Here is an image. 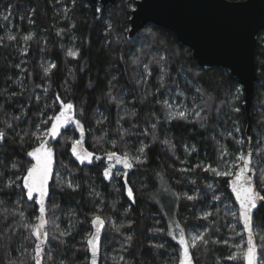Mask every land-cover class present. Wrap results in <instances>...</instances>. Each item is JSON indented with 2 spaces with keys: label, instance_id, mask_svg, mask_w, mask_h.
Segmentation results:
<instances>
[{
  "label": "trees",
  "instance_id": "16d2710c",
  "mask_svg": "<svg viewBox=\"0 0 264 264\" xmlns=\"http://www.w3.org/2000/svg\"><path fill=\"white\" fill-rule=\"evenodd\" d=\"M134 3L115 0L102 6L90 0H0V128L5 120L13 124L12 130L5 129L9 138L0 147L3 180L15 179L13 162L20 166V175L29 166L31 157L26 154L38 146L36 137L50 128L51 120L42 121L58 113L59 95L75 105V118L84 128L82 147L101 159L83 164L77 160L72 145L78 136L71 125L55 139L45 137L53 149L54 168L45 248L52 259L45 258L44 264H90L87 240L96 230L91 223L96 215L104 220L98 264H179L176 224L186 238L190 232L203 233L207 241L190 248L193 264H244L242 257L227 259L241 251L235 245L243 247L247 241L242 222L231 214L238 210L235 195L226 178L204 171L209 165L219 166L222 148L230 153L228 160L245 150L243 94L235 101L241 111L231 110L239 84L223 67L199 66L190 49L166 28L148 23L129 36ZM263 33L260 30L256 35L257 80L250 110L257 170L264 167V144L259 146L262 154L255 151L257 141L264 140ZM69 50L77 56H69ZM17 64L20 68L14 67ZM178 111H186L187 119L169 118V112ZM239 139L245 143L237 144ZM141 147L142 154L138 152ZM107 151L141 156L143 163L132 169L119 165L113 170L128 173L127 186L133 189L134 201L127 196L124 178H104ZM69 181L79 187L68 189ZM193 195L196 199H186ZM19 196V189L0 193V264H31L28 254L21 255V246L31 253L34 237L26 240L28 232L21 224L38 223V206L29 207L32 202L26 198L17 204ZM19 211L24 212L25 221ZM204 213L211 215L202 219ZM254 225L259 226L256 242L261 244L262 201L254 210ZM60 232L70 235L60 236ZM53 234L57 239L51 238Z\"/></svg>",
  "mask_w": 264,
  "mask_h": 264
},
{
  "label": "snow or ice",
  "instance_id": "6c2138e0",
  "mask_svg": "<svg viewBox=\"0 0 264 264\" xmlns=\"http://www.w3.org/2000/svg\"><path fill=\"white\" fill-rule=\"evenodd\" d=\"M134 10V9H133ZM97 9V12H100ZM8 17H4L7 19ZM29 37H25L28 39ZM9 39H15V37L10 36ZM68 55L75 57L77 53L69 50ZM16 68H20V65H14ZM55 67V65H51ZM26 71V69H24ZM47 74L49 69H44ZM145 71L148 75L151 73L147 70V65H145ZM163 86V81H161V87ZM47 91V89H45ZM159 91V89L157 90ZM199 91V90H197ZM244 91L243 85L236 86L233 94V101L231 103V110L233 112L239 113L241 109L236 106L235 101H238L240 96ZM22 94V93H20ZM12 96L17 95V93H12ZM111 96V92L108 93ZM39 100V96L36 97ZM56 101L59 102V111L56 115L51 116L48 120L42 121L43 124H47L49 120L52 121L51 127L42 133V135L37 136L39 141L38 146L34 147L31 151L27 152V156L31 157L29 166L24 169L23 175L19 173V165L13 162L12 168L16 170L15 179L11 177L3 180L4 173L0 172V182L3 183V187H0V193L11 191L13 189L20 190V196L17 200V204H20L26 198V201H31L32 204L29 207L38 206L36 209L38 215L35 219L38 223H22L21 226L25 228L28 232V236L25 239L34 237L33 248L31 253H29L26 247H23L21 255L28 254L30 256L31 264H44L45 258L51 260L50 252L46 253L45 248L49 243V231L47 230V225L49 224V219L47 217L48 213V200L51 197L50 184L49 181L52 178V164H53V149L49 146L48 140L45 137H51L55 139L60 135L61 129L66 128L69 125H74L81 133V137L84 134V128L79 119H76L75 105L68 101L64 102L59 95L56 96ZM165 103H167L165 101ZM264 103V101H262ZM2 107V106H0ZM171 108V105H168ZM199 116L200 112H196ZM262 115H264V110H262ZM188 113L186 111L169 112L170 119H184L186 120ZM15 120L20 119V117H15ZM4 128H0V147H2L5 141L9 138V132L5 129L12 130L13 124L7 120L3 121ZM203 127V124L201 125ZM39 129V125L37 126ZM152 128L155 129L156 125L153 124ZM239 132V128L234 129ZM33 135H36L33 133ZM228 136H232V133H228ZM23 139V137H21ZM251 140V137H249ZM239 145L245 143L244 139H239L235 141ZM167 143V141H165ZM264 144V140L257 141V154H262L260 145ZM82 145V139L73 141L72 153L76 156L77 160L81 164L87 162L92 163L93 159L100 160L101 157L94 156L92 152H88L86 149L79 147ZM112 147L115 148V141L112 142ZM144 148L141 147L138 152L143 153ZM108 160V165L103 170V176L105 179H111L113 175H120L124 178L126 193L129 199L134 201V192L132 187L127 186V172H114V168L117 165H121L123 169H132L134 165L143 163L140 155H132L128 152L117 153L116 151H107L105 153ZM230 153L226 152L223 148L221 149V158L218 167H211L210 165L204 168V171H209L215 176L226 178V183L231 187L232 193L235 194L236 202L239 204L237 211H233L231 214L238 219V221L243 223L244 231L247 233V241L242 247L237 244L235 247L241 248L239 253L230 254L227 259L235 261L239 257L243 258L244 264H264V235L260 236L261 244H257L256 237L258 233L256 228L259 227L254 225V210L258 208V204L264 201V195H261V191L264 190V167L257 170L253 166V150H239L232 160L226 159ZM200 167V165H197ZM253 177L259 182V187L254 182ZM67 188L75 191L79 185H74L72 182L67 183ZM211 187V186H209ZM63 190V188H62ZM188 200L196 199V196H186ZM214 199L219 200L220 197H214ZM2 203V201H0ZM15 214V213H14ZM21 221H25L26 217L23 211H19ZM211 213H204L202 219H207ZM54 223V221H52ZM92 225L95 227V232L90 234V238L87 240L88 249L91 252L90 264H97V254L99 251L100 236L99 233L104 225V220L101 219L99 215H96L91 221ZM59 229V225H55ZM176 228L179 230L178 244L180 245V258L179 264H193L192 254L190 248H196L198 243H207L204 239V234H194L191 235L190 239L186 238L184 229L176 224ZM60 236L70 235L68 232H60ZM52 239H57L56 235H52ZM243 238V237H242ZM128 241H131L132 237L129 236ZM173 239L176 236L173 235ZM227 244V241H224ZM130 246V245H129ZM155 247L162 248L163 245H155ZM259 249V254H258ZM124 258L121 257V260ZM63 264V262H62Z\"/></svg>",
  "mask_w": 264,
  "mask_h": 264
},
{
  "label": "water",
  "instance_id": "95a60500",
  "mask_svg": "<svg viewBox=\"0 0 264 264\" xmlns=\"http://www.w3.org/2000/svg\"><path fill=\"white\" fill-rule=\"evenodd\" d=\"M90 2L105 6L115 0ZM128 22L129 36L148 23L170 30L190 49L199 66L223 67L243 85L247 118L245 150L251 149L250 110L257 80L256 35L264 30V0H135ZM79 138L82 139L81 134ZM106 161L108 165L107 158ZM237 205L239 208L238 202ZM96 259L98 264V254Z\"/></svg>",
  "mask_w": 264,
  "mask_h": 264
},
{
  "label": "rangeland",
  "instance_id": "374dc122",
  "mask_svg": "<svg viewBox=\"0 0 264 264\" xmlns=\"http://www.w3.org/2000/svg\"><path fill=\"white\" fill-rule=\"evenodd\" d=\"M263 37H264V33H263V35H262ZM51 127V126H50ZM71 127H74L75 128V126L74 125H71ZM75 130L77 131V138H75V140H80V138H79V136H80V131L78 130V129H76L75 128ZM82 141H83V138H82ZM79 147H82V145H80ZM83 148V147H82ZM84 149V148H83ZM53 168H54V159H53V164H52V171H53ZM191 235H194V233L193 232H190L189 233V235L187 236V238H189L190 239V237H191Z\"/></svg>",
  "mask_w": 264,
  "mask_h": 264
}]
</instances>
